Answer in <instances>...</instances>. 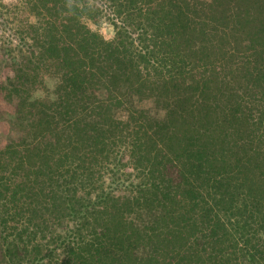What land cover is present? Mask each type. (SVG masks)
I'll list each match as a JSON object with an SVG mask.
<instances>
[{
  "label": "trees",
  "instance_id": "obj_1",
  "mask_svg": "<svg viewBox=\"0 0 264 264\" xmlns=\"http://www.w3.org/2000/svg\"><path fill=\"white\" fill-rule=\"evenodd\" d=\"M0 46V264H264V0H0Z\"/></svg>",
  "mask_w": 264,
  "mask_h": 264
},
{
  "label": "rangeland",
  "instance_id": "obj_2",
  "mask_svg": "<svg viewBox=\"0 0 264 264\" xmlns=\"http://www.w3.org/2000/svg\"><path fill=\"white\" fill-rule=\"evenodd\" d=\"M92 30L99 31L103 37L107 40H110L114 36V29L110 23L106 20H102L101 23L97 26L93 23H89ZM14 65L12 62L6 60L1 52L0 46V79L6 78L13 73ZM55 79L51 77L45 78L44 85L40 86L35 92H33L34 97H46L50 95L55 87ZM137 105L148 111V113L153 117H160L162 118L164 113L161 109H159L151 100H143L138 101ZM10 116L4 113V110L0 109V144H2L3 140L5 139V135L7 133V128L9 124Z\"/></svg>",
  "mask_w": 264,
  "mask_h": 264
}]
</instances>
